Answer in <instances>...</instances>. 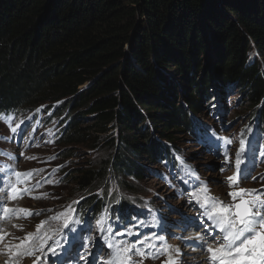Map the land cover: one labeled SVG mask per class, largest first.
Returning <instances> with one entry per match:
<instances>
[{
	"label": "trees",
	"instance_id": "obj_1",
	"mask_svg": "<svg viewBox=\"0 0 264 264\" xmlns=\"http://www.w3.org/2000/svg\"><path fill=\"white\" fill-rule=\"evenodd\" d=\"M263 6L264 0H0V116L63 103L68 120L57 144L93 148L92 141L99 152L75 172L78 192L89 196L79 212H100L111 178L125 188L144 177L143 155L179 165L170 135L200 136L205 129L196 115L203 107L221 110V94L239 89L250 122L264 125V71L252 49L264 59ZM170 63L174 73L165 71ZM84 120L92 124L82 126ZM115 125L118 138L107 137ZM205 139L225 145L216 131ZM110 199L122 211L132 206L117 193Z\"/></svg>",
	"mask_w": 264,
	"mask_h": 264
},
{
	"label": "rangeland",
	"instance_id": "obj_2",
	"mask_svg": "<svg viewBox=\"0 0 264 264\" xmlns=\"http://www.w3.org/2000/svg\"><path fill=\"white\" fill-rule=\"evenodd\" d=\"M222 15L229 17L238 26L237 18L229 10H222ZM232 21L228 20L227 24L230 25ZM142 22L144 21L142 20ZM206 30L209 29L206 28ZM241 31L246 36L243 28H241ZM213 33L212 30H209L207 36L210 37ZM212 46L216 47V44ZM252 49L254 50L253 55L257 54L256 62L260 64L264 71V59L259 56L254 44H252ZM129 50L130 45L128 44L126 46L127 54ZM207 57V60L209 58L214 60V57H211L210 54ZM134 65L138 67V64L134 63ZM169 66L173 67H171L172 70L164 67L165 71L174 73L173 63H170ZM174 78L177 79V77ZM176 81L180 85L182 84L179 80ZM184 86L188 87V82ZM86 88L87 86L84 87V89ZM174 88L178 93L181 92L177 84L173 85ZM185 90L187 89L185 88ZM238 90H229L225 95L221 94L218 101L221 110L216 111L214 109L212 111L203 107L198 112L196 115L197 124L205 129L203 133L199 132L200 136L195 137L178 130L170 135L172 139L170 144L176 145V151L179 152L177 159L179 162L183 161L181 165L176 163L172 165L167 160L157 158L158 161H161V164L158 165L159 162H153L149 157L143 155V160H141V164L144 166L141 165L144 171L143 178L131 180L125 188L120 187L117 181L111 178L110 192L117 193L118 199L125 197L132 205H140L141 203L146 205L142 209L136 206V208L126 211L125 216L118 217L121 220H128L119 231L124 230L125 233L129 234L128 238L132 245L144 249L148 253L149 258L144 259L143 264H163L165 258H167L166 255H160L155 259L151 256L163 248L165 243L170 246L174 257L176 249H179L181 253L178 257L184 254L183 258L188 259V256H190L187 264L204 263L202 257L209 254L200 247L202 243H212L213 248L219 246L212 241L213 236L219 238V230L212 221H209L203 215L204 208L201 207V203L197 202V198L192 197V195L201 196L202 198V189L206 184L212 196L218 197L225 204L232 203V198L228 193L238 189L229 187L228 178L236 174L235 159L241 140L245 142L246 148V156L241 169L243 175H248L249 178L245 180L241 177L239 187L256 189L264 193V125L261 124L260 129L257 130V121L250 123L251 111L248 109L247 103L243 102L245 96H242ZM176 104H178L177 101ZM63 105L61 102H49L41 104L36 109L27 110L19 116H14L13 119H7L4 117L6 115L0 117V154L3 150L6 153V156L0 160V197H3L0 198V229L11 230L10 232L16 229L11 234L1 233L0 236L3 239L0 240V246L7 251L8 255L6 257L8 259L11 258L13 252L14 256H17L20 251L31 249L32 255H21L22 264H31L34 261L39 264H67L60 261V251L53 244V239L61 234V228H65L64 221L66 219L70 222L74 219V203L78 201L79 205L81 200L89 197H84L83 194L78 192V186L74 183L73 178L76 176V170L89 158H96L99 152L93 151L96 149H94L95 146L92 141L90 145L93 148H89L85 143L67 148L64 147L65 144L55 143V130L59 129L64 121L68 120V117H65L67 109ZM62 106L64 110H62ZM91 124L88 120L82 122V126H90ZM16 125H19V127L13 133L11 129ZM247 126H249L248 130H246ZM119 130V125H115L113 131L107 137L118 138ZM213 131L219 133L225 143L226 141H231V143H226L227 147L223 149L222 146L206 140L205 138H208ZM257 133H260V135L256 138ZM96 135L98 134L93 133V137ZM152 135L159 145L164 144V140L156 136L157 133ZM93 137L91 134V140ZM28 142L31 145L33 144V147L24 150ZM67 151L74 152V157L69 160L64 158ZM13 156H17L14 161H12ZM8 162H11V168L5 171ZM3 167H5L4 171L1 170ZM14 172H32L30 177H23L24 182L17 185L18 189H31L21 199H10L8 195V184L10 182L14 184L16 181V177L13 175ZM252 177H256V179H252ZM103 190L99 189L97 193L99 195L104 194ZM38 196H46V198H33ZM179 200L183 203L181 208L179 207L181 204ZM4 207L8 209L25 208L30 210L33 215H27L24 212L5 214L3 212ZM116 207H119V205H116ZM111 210V208H105L100 217L105 216ZM120 212L123 214L121 210ZM164 212L166 219L172 221V223L163 231L160 228L155 230L154 227L159 225L158 217H162ZM168 214H171L173 218ZM5 215L8 218H5ZM131 216L136 217V220L132 221ZM42 221L45 223L38 231L37 226ZM88 222L89 226L84 234H87L88 230H92V226L96 230V226L93 225H96V223L91 220H88ZM92 232L94 236L91 240L95 242L97 235L101 234L102 231H99V233ZM62 233L66 234V231H62ZM29 234H32L33 239L24 241V238ZM197 236L203 237V240L197 239ZM36 237H40V239H36ZM49 237L51 238L49 239ZM21 241H24L23 245H21ZM141 241L145 243L141 244ZM149 244L153 247H149ZM17 245L21 247L17 248ZM41 245L50 248H41ZM51 249H55L54 260L43 261L40 256V258L38 257V255H52ZM182 249L185 252L190 250L189 253L191 254L185 255ZM94 250L83 249L78 255L79 259L84 256H93V254H102L103 252L98 248ZM193 251L194 254H192ZM0 258L4 259L1 253ZM97 261L100 263L99 258H97ZM186 261L183 263H186ZM191 261L196 262L191 263ZM9 264L14 263L10 261Z\"/></svg>",
	"mask_w": 264,
	"mask_h": 264
},
{
	"label": "snow or ice",
	"instance_id": "obj_3",
	"mask_svg": "<svg viewBox=\"0 0 264 264\" xmlns=\"http://www.w3.org/2000/svg\"><path fill=\"white\" fill-rule=\"evenodd\" d=\"M18 127L19 125L12 127L11 131L15 133ZM226 143L230 144L231 141H226ZM245 156V142L241 140L240 148L236 153L235 159L236 174L228 178L229 187L238 189L228 193L232 198V203L225 204L218 197L212 196L206 184H204L202 189V198L201 196H197V202L201 203V207L204 208L203 215L209 221L213 222L220 234L219 238L217 236L212 237V241L217 243L219 245L218 247L213 248V244L209 242H204L200 245L209 254L208 264H264V193L256 189L239 187L241 177L245 180L249 178L248 175H243L241 169ZM13 175L16 177V181L14 184L11 182L8 184V195L10 199H21L31 189H18L17 185L24 182L23 177H30L32 172H14ZM252 179H256V177H252ZM33 198L41 199L46 198V196ZM3 212L5 214H15L17 212H24L27 215L33 214L28 209H8L7 207L3 208ZM5 218H8L7 215H5ZM44 223L42 221L37 226L38 231ZM69 223L70 220L66 219L64 221V227H68ZM101 230L103 231V229ZM2 239L3 237L0 236V240ZM31 239H33V236L29 234L24 238V241ZM36 239H40V237H36ZM197 239L203 240V237L197 236ZM24 241H21V245H23ZM144 243V241H141V244ZM148 246L153 247L151 244ZM16 247L19 248L21 246L17 245ZM42 247L43 245H41ZM109 247L113 248L114 251L110 259L105 261V264H143V260L149 258L146 251L141 248H136L134 245H109ZM51 250L55 254V249ZM32 254L31 249L17 253V255ZM133 255L140 256L141 259L133 260ZM160 255L167 256L163 264H179L176 257L181 255V253L179 249H176L174 257L170 246L165 243L164 247L158 252L153 253L151 258L155 259Z\"/></svg>",
	"mask_w": 264,
	"mask_h": 264
},
{
	"label": "bare ground",
	"instance_id": "obj_4",
	"mask_svg": "<svg viewBox=\"0 0 264 264\" xmlns=\"http://www.w3.org/2000/svg\"><path fill=\"white\" fill-rule=\"evenodd\" d=\"M213 111V110H212ZM38 113V112H37ZM52 115V114H51ZM2 116H4V115H2ZM14 116H17V115H6V116H4V117H6L7 119H13L14 118ZM47 116V115H46ZM1 117V116H0ZM60 117V116H59ZM61 121V120H60ZM45 126V125H44ZM67 126V124H66V121H64V124L59 128V129H56L55 130V137H56V140H55V143L57 144V141H58V139H59V135H60V133H62V130H64V128ZM50 132V131H49ZM31 147H33V144L31 145L29 142L26 144V146H25V148H24V150H27V149H30ZM0 150H1V147H0ZM2 154H0V155H2V157H0V160L1 159H3L5 156H6V153H5V151L3 150V152H1ZM17 156H13V160L12 161H14L15 160V158H16ZM157 162H159L158 163V165L159 164H161V161H157ZM144 167V166H143ZM11 168V162H8V166L6 167V169H5V167H3L1 170L2 171H4V169H5V171H8V169H10ZM113 181V180H112ZM110 189H111V187H110ZM110 189H109V197H108V201L106 202V205L104 206V208L101 210L102 212L105 210V208H111L112 210L110 211V212H112V215H115V213H114V208L115 207H112L111 206V199H110V197H111V195H113V193H111L110 192ZM154 189V188H153ZM155 190V189H154ZM116 192V191H115ZM98 194V193H97ZM103 194V193H102ZM99 195L100 197L99 198H103V195ZM192 197H195V198H197L196 196H194V195H192ZM0 198H3V197H0ZM98 200H100V199H98ZM103 200V199H102ZM184 200V199H183ZM180 202L179 203H181L180 204V208H181V206L183 207V203H182V201L181 200H179ZM114 205H116V203H114ZM78 206H80V203H79V205ZM197 206V205H196ZM119 207H121V206H119ZM164 214H165V212H164ZM169 216H172L171 214H168ZM172 218H173V216H172ZM84 220V222H87V219L86 218H84L83 219ZM0 226H1V216H0ZM1 230V229H0ZM7 251H5L4 249H2L1 247H0V253H1V255L2 254H4V253H6ZM185 252V251H184ZM188 255V254H191V253H189V251H186L185 252V255ZM192 254H194V252L192 253ZM94 255V254H93ZM41 257V258H48V259H51L52 257V260H54V258H55V256H54V254H52V255H50V256H46V255H38V257ZM39 257V258H40ZM64 257H66V256H64ZM189 258H190V256H188V259L185 257V258H183V256H181V257H179L178 258V261H179V264H187L188 262H189ZM195 258V257H194ZM185 260H187L186 261V263H183ZM194 260V259H193ZM199 260V259H198ZM10 261H12L14 264H21V262H22V259H21V257H20V255H17V256H12V258L11 259H9V260H7L6 259V256H4V259H1L0 258V264H9L10 263ZM202 261H204V263L203 264H208V256H204V257H202ZM196 261H191V263H195ZM31 264H33V263H31Z\"/></svg>",
	"mask_w": 264,
	"mask_h": 264
}]
</instances>
